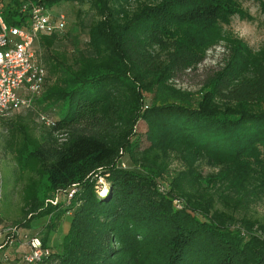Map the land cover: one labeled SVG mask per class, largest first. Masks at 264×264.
Segmentation results:
<instances>
[{"label":"trees","instance_id":"trees-1","mask_svg":"<svg viewBox=\"0 0 264 264\" xmlns=\"http://www.w3.org/2000/svg\"><path fill=\"white\" fill-rule=\"evenodd\" d=\"M32 1L88 4L96 18L69 55L42 52L65 35L37 38L47 76L33 106L51 123L40 121L39 135L10 128L25 183L4 242L24 239L30 250L34 222L53 228L67 217L59 247L36 264H264V216L237 217L243 194L223 191L253 184L264 196V47L253 55L223 29L232 16L249 18L240 1ZM18 2L6 0L9 24L26 17ZM221 42L228 58L198 90L176 85Z\"/></svg>","mask_w":264,"mask_h":264},{"label":"rangeland","instance_id":"rangeland-1","mask_svg":"<svg viewBox=\"0 0 264 264\" xmlns=\"http://www.w3.org/2000/svg\"><path fill=\"white\" fill-rule=\"evenodd\" d=\"M242 6L249 13V18H240L235 15L230 18L229 23L223 24V29L225 32H231V26L233 25H241L244 26V22H248L250 24H254L258 30L264 31V10L261 7L260 0H239ZM51 13L53 16L56 15V11H61L66 16V25L64 31L59 34L61 37L55 40L54 44L51 46L50 50L46 48H42V52L45 53H53V54H61L66 53L67 55L71 54L76 47H83L85 42L88 39L86 27L91 22H93L96 18L94 11L90 9L88 4L79 5L76 3H62L55 9H52ZM80 19L78 18V14ZM80 23L84 24L80 26ZM245 42V41H244ZM246 43V42H245ZM247 44V43H246ZM248 45V44H247ZM36 46V45H35ZM36 49H38L36 47ZM224 45V42L217 44L216 46L210 48L204 60L198 65L197 69L188 71L184 74L180 79L176 81V85L191 91H196L199 89L201 82L207 77L208 74L214 72L219 69V67L223 66L225 60L228 58L227 50ZM146 103L150 102V95L146 96ZM39 106V107H38ZM36 104V107L22 109L18 113H16L12 119L9 120H0V169L2 171L3 181H4V191H1L0 196V213L1 217H3L8 224H12V222L16 221L21 217V194L22 187L25 183V179H19L18 174L16 172V167L11 159L12 154L9 151V147L7 146L8 141L10 140V128L16 127L17 125L27 126L35 133V135H39L45 130V127L41 124L39 120L38 114L40 113L41 106ZM7 123L13 124L11 126ZM146 125L143 121H139L136 126L137 135L141 137L142 144L145 145V133ZM264 156V154H263ZM123 164L126 167H129V163L124 156ZM171 170L174 171L178 168V163L173 161L171 163ZM202 171L207 174L212 172L214 169L209 167L206 164H201ZM99 186L98 190H103L106 183L103 179L98 180ZM227 195L235 198L239 196V194H243L244 199L240 202V205L235 209L234 203L233 208L236 210L235 215L237 217H241L242 215H246L253 218H261L264 216V196L260 193V190L257 189L253 184L247 186L244 190L237 191L233 188L224 189ZM238 192V193H237ZM217 207L224 208L221 203L217 204ZM67 218V217H66ZM46 218L42 220L48 224V220L46 222ZM68 219H63L53 225L54 227V235L53 232L50 233V227L42 226V240L47 238H52L56 240L61 238L62 234L65 232L66 227L68 225ZM10 222V223H9ZM40 223V222H38ZM44 223V224H45ZM46 225V224H45ZM49 225V224H48ZM0 226H3L2 224ZM57 228L59 229L57 232ZM50 234H49V233ZM57 232V233H56ZM40 242L41 239L39 236H36ZM35 238V237H34ZM42 245V244H41ZM45 247L49 249V247L45 244Z\"/></svg>","mask_w":264,"mask_h":264},{"label":"built area","instance_id":"built-area-1","mask_svg":"<svg viewBox=\"0 0 264 264\" xmlns=\"http://www.w3.org/2000/svg\"><path fill=\"white\" fill-rule=\"evenodd\" d=\"M14 7L26 17L19 24H9L5 19L6 0H0V120L10 119L26 108H33L34 101L42 94L47 72L36 51V41L41 34L60 33L66 25V16L44 3L18 0ZM39 120L46 125L51 122L43 114ZM1 215V213H0ZM15 230L0 226V240ZM30 250L23 256L28 264L38 263L48 255L38 238L29 241Z\"/></svg>","mask_w":264,"mask_h":264},{"label":"crops","instance_id":"crops-1","mask_svg":"<svg viewBox=\"0 0 264 264\" xmlns=\"http://www.w3.org/2000/svg\"><path fill=\"white\" fill-rule=\"evenodd\" d=\"M1 161L2 160H0V163H1ZM4 189H5L4 181H3L2 171L0 169V195H1V191H4ZM65 219H67V218L65 217ZM42 220L43 219L33 223V225L37 228V229L33 230V232L36 236H39L41 240L43 238H42V234H41L42 229H40V228H42V226L49 227V225L45 222H42ZM38 222H40V223H38ZM46 222H47V220H46ZM1 224L2 225L8 224V222H6V220L3 217H1V215H0V225ZM50 229L51 230L49 232L50 233L53 232V235H54L55 231L52 229H55V228L53 227ZM58 230L59 229L57 228V232H58ZM60 239L61 238L57 239V241H56V240H53L52 238H49V236H48L47 238L44 239V241H45V244L50 249L51 248L55 249V248L59 247ZM28 250H29V247L27 245V241L24 239L10 240L8 242L7 241L4 242V240H0V264H28L22 260L23 254L28 252Z\"/></svg>","mask_w":264,"mask_h":264},{"label":"clouds","instance_id":"clouds-1","mask_svg":"<svg viewBox=\"0 0 264 264\" xmlns=\"http://www.w3.org/2000/svg\"><path fill=\"white\" fill-rule=\"evenodd\" d=\"M230 30L235 39L243 40L248 44L253 55L264 47V31L258 30L254 24L244 22V26L233 25Z\"/></svg>","mask_w":264,"mask_h":264}]
</instances>
